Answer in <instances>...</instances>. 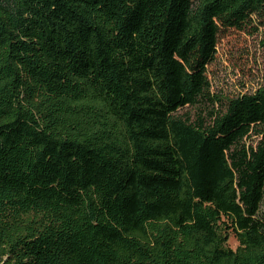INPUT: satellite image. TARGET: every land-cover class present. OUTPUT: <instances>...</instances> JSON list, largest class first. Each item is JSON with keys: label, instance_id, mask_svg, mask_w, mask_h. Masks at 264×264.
<instances>
[{"label": "trees", "instance_id": "1", "mask_svg": "<svg viewBox=\"0 0 264 264\" xmlns=\"http://www.w3.org/2000/svg\"><path fill=\"white\" fill-rule=\"evenodd\" d=\"M262 18L264 0H0V264H264V85L209 78L220 35Z\"/></svg>", "mask_w": 264, "mask_h": 264}, {"label": "rangeland", "instance_id": "2", "mask_svg": "<svg viewBox=\"0 0 264 264\" xmlns=\"http://www.w3.org/2000/svg\"><path fill=\"white\" fill-rule=\"evenodd\" d=\"M255 25L256 30L230 29L220 35L217 58L209 65L213 93L232 98L255 93L264 85V18L257 20ZM199 112L200 108L196 106L179 110L180 115H190L193 120ZM263 140V128L258 127L247 142L256 150ZM227 245L233 249L238 247L235 231L230 230Z\"/></svg>", "mask_w": 264, "mask_h": 264}]
</instances>
